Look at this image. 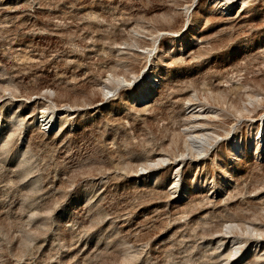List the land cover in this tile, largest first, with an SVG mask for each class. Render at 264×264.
Listing matches in <instances>:
<instances>
[{
	"label": "rangeland",
	"instance_id": "374dc122",
	"mask_svg": "<svg viewBox=\"0 0 264 264\" xmlns=\"http://www.w3.org/2000/svg\"><path fill=\"white\" fill-rule=\"evenodd\" d=\"M226 2L0 0V264H264V0Z\"/></svg>",
	"mask_w": 264,
	"mask_h": 264
},
{
	"label": "bare ground",
	"instance_id": "6f19581e",
	"mask_svg": "<svg viewBox=\"0 0 264 264\" xmlns=\"http://www.w3.org/2000/svg\"><path fill=\"white\" fill-rule=\"evenodd\" d=\"M236 0H228V2L226 3H222V5L224 4H227L228 6H223L221 9H222V12L224 14H228L233 6V4L235 3ZM228 10V11H226ZM237 13V12H236ZM227 19V17H226ZM183 32V30H181ZM178 35V34H177ZM181 35V34H180ZM179 35V36H180ZM182 38V37H181ZM153 72V71H152ZM151 72V73H152ZM157 78L155 77V79L152 81V83L155 82ZM151 83V84H152ZM152 86V85H149V87ZM151 89L150 88H146V89H143V90H136L134 92V95L138 98V99H142L141 97H146L147 95H149ZM49 124H52L51 120L48 122ZM263 123V126H264V122ZM262 125V124H261ZM264 130V129H263ZM260 137H264V132L262 131ZM193 143L194 145L198 148V149H202L208 142H209V136L205 133L203 134H198V135H193ZM234 145L236 146L237 150L240 151L242 150V146L239 142H233ZM235 148V149H236ZM196 149V150H198ZM200 151V150H199ZM240 153V152H238ZM241 154V153H240ZM141 174H144V172H142Z\"/></svg>",
	"mask_w": 264,
	"mask_h": 264
}]
</instances>
